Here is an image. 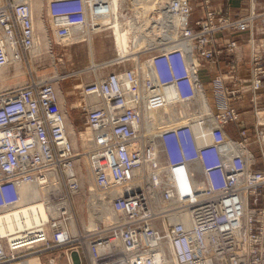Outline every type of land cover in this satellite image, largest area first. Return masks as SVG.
Listing matches in <instances>:
<instances>
[{
    "label": "built area",
    "instance_id": "2783aa9c",
    "mask_svg": "<svg viewBox=\"0 0 264 264\" xmlns=\"http://www.w3.org/2000/svg\"><path fill=\"white\" fill-rule=\"evenodd\" d=\"M18 1L4 0V4H0V69L12 65L3 37L11 43L13 61H22L36 43L31 7ZM202 1L211 8L210 0ZM170 2L171 13L179 18L180 37L163 42L172 37L174 30L167 20L164 25L154 21L158 28L154 36L158 42L144 44V50H148L144 53L150 56L149 71L125 69L123 78L112 73L101 84L80 90L83 99L93 96L102 100L97 109H89L91 105L85 101L83 104L85 129L95 135L92 139L99 150L93 168L94 188L105 195L113 212L123 216L119 223L105 227L102 223L96 236L121 244L111 258L115 264H168V260L173 264H264V210L258 209V204L264 201V171L255 170L256 159L250 152L249 166L245 168L244 158L250 143L247 131L241 130V143L234 141L230 146L235 152L240 148L247 153L229 154L226 150L229 143L225 127L239 121L235 110L219 119L212 117L217 124L211 129L206 145L192 146L195 136L190 121L183 123L185 125H168L170 127L158 137L168 177L167 188L158 187L157 176H152L147 185L159 196L163 194L160 198L169 203L165 207L174 205L175 201L179 203L189 216L191 230L184 222L171 223L169 214L174 211L167 208L165 229L157 232L158 229L152 227L157 220L155 211L135 191L134 173L142 166L138 148L141 144L140 140V145L137 144L136 135L142 110L158 111L168 107L165 98H169L170 92L174 100L170 107L191 104L196 94L202 92L201 65L215 64L213 50L219 36L215 35L223 31L246 33L249 25H254L255 14L252 13L239 22L227 18L219 22L222 16L213 8L208 14L212 24L198 23L202 32L197 34L191 25L188 0ZM86 4V0L51 2L49 16L57 22H70L57 29L59 38H71V29L78 20L84 22L80 23L82 30L87 27ZM136 22L141 28L143 24ZM132 28V34H138L141 39L138 28ZM169 47L171 52L165 51ZM184 47H191L194 59L186 73L180 60L173 57ZM228 48L235 50L237 44L234 42V47ZM255 73L253 90L259 92L262 75ZM220 106L226 110L223 102ZM61 112L54 87L39 84L34 79L21 88L0 94V216L33 212L34 206L26 204L28 206L24 207L20 203L19 189L24 185L37 186L46 192L44 204L55 211L46 221L22 230L11 239L0 235V264L26 263L47 252L60 250L64 242L73 237L67 232L74 221L69 199L81 192V185L74 168L76 154ZM195 169L201 178L194 173ZM113 195L116 196L113 198ZM244 199L250 202L247 210ZM24 221L23 217L21 222ZM244 253L259 254L260 258L254 255L244 261L237 259Z\"/></svg>",
    "mask_w": 264,
    "mask_h": 264
},
{
    "label": "rangeland",
    "instance_id": "374dc122",
    "mask_svg": "<svg viewBox=\"0 0 264 264\" xmlns=\"http://www.w3.org/2000/svg\"><path fill=\"white\" fill-rule=\"evenodd\" d=\"M52 1L53 0H26L25 1L31 7V10L33 12L34 25L36 29L35 31L36 40H38L36 45H38L39 47V52H34V53L31 52L30 54H26L22 61L16 62L12 64L11 66L6 67L4 69H0V94L4 92H10L15 89L21 88L27 84H30V82L33 81V79L36 80V82L39 84H50L54 87V89H56L58 93V98H59L58 99L59 107L61 108L62 106L63 110L66 112L65 115L67 118L66 122H67V128H68L67 134L74 147V154H76L75 168H76L79 180H80L81 192L75 196H70V199H69L70 205H71V208H70L71 213L73 217L77 219V226L74 227L70 224L71 226L67 230V232L73 237L71 239H67L64 242L66 243L65 246H62L60 250L56 249L55 251L47 252L44 256L32 258L27 261L38 259L40 260L41 264H69V260H70V264L71 263L77 264V262H80V264L82 263L83 264H110L111 262L110 260L104 262L108 257H106L105 260H104V257L103 258L100 257L101 260L95 261L94 257L93 256L91 257L90 250L88 249L89 242H92L93 240H97V239H102L103 236L97 237L96 235L98 234V232L101 231L100 229L102 228V226L103 227L108 226V224L110 223L102 224L103 222H99L98 224L99 226L96 228V231H95L97 233L94 234L96 237H94V235L92 237L90 236V240H86L84 238V236L85 237L87 236V232L85 228L86 227L89 228V224L91 223L90 222L91 221L90 205L92 204L91 202L93 199L91 196V189H90L91 183L88 181V178H86L88 176V171H87L88 169L86 166L87 164L86 150L87 149L83 147L82 139L79 138L81 134H86L89 132V131H86L85 129L86 111L84 108L85 105H83L84 103H81L83 98L80 96V93H81L80 90H82L83 87L85 88L86 86L96 83V77L98 76L97 73H96L97 75L96 77L94 74H91V76L88 77L89 76L88 73L90 72L92 65L101 66V70L99 71V76H100L99 79H103L107 77L109 74L115 73L119 70L128 69L127 64H129L128 61H130L128 59L131 58L133 54H134L133 56L134 58H136L135 55L137 57L139 55V57L136 59V61L138 60L137 62L145 63L146 60L148 61L150 56L146 55L145 53L138 52V55H137L136 54L137 52H135L132 54L133 49H135L136 47H139V45H137L138 43L135 44L136 46H133L132 40L134 37L139 36V35L138 34L133 35L130 30V27L132 28L133 26H135V28H138L136 23H134L136 18H138V22L143 24L141 28H138V31L141 33V35L144 32L148 33L147 34L148 38H146L147 43L146 42L144 43L148 44L150 42V44H152V42L157 41V38L154 35H156L155 32H157L158 30H153V27L156 26L155 25V22L157 20L156 14L159 12V8L161 7L162 10L163 9L166 10L165 3L164 2L162 3V1L160 0H152V1L145 0L144 2H141L140 5L138 6L142 8L139 11L140 13L139 15L136 11H134L135 5H137L139 2H137V0H124V2L127 4L128 7L127 9L122 8L117 11V14L120 17L124 16V18H123V21L120 19L121 21H118L116 23V26L118 27V29L121 27V32L125 40L124 49H125L126 54L121 57V53L117 51L118 49L115 45V39H114V36L112 35L113 33L112 30L104 31L98 34L97 36L91 37L92 38V40L90 39L91 42L89 39H84V40L82 39L78 41L79 42L78 43L76 41V38H75V42L74 41L71 42L72 39L74 38L72 37V34H71V38L69 39L59 38L57 36L59 33L57 29L61 27L60 26L61 21L57 22L54 19H52L49 16L50 12L48 11ZM86 1H87L86 13L87 15H90L89 14L90 8L94 7V3L90 2V0H86ZM109 1L110 0L108 1L106 0L107 3ZM111 1H114L121 8L120 6L121 0H111ZM170 1L171 0H167L166 2L170 4L171 3ZM194 1L200 4V11L204 13V17H200L196 20L193 19V7L191 5V0H188L189 6L191 7V17H190L191 25L193 26L197 34H200L202 32V27L198 26V23L202 24L201 22L206 21L208 25L212 24V21L210 20V18H208V14L210 13V9L212 10L213 8L216 11H218L220 16H222V19H220L219 22H221V20L225 18L229 20L237 21V22L241 21L242 19H246V17L241 18L240 16H236L234 18L226 16L223 10L221 13V11L216 9V6H215L216 3H214V0H210L211 8H207L202 0H194ZM160 2L162 3L161 5H160ZM219 4L217 3L216 5H219ZM254 13H255V19L253 21L254 24L256 25L258 23L259 25L263 26L264 25V0H261L259 7L257 6V9H255ZM141 16L144 17V20L141 18ZM133 17H136V18H133ZM152 17L153 18L155 17V18L153 19ZM147 20H148V23H147ZM156 23H158V21ZM112 27H113L112 25L109 26V28H112ZM172 30H174V34L172 35V38H173L172 40L178 39L180 37L179 32H177V30L175 29H172ZM232 34L233 32L231 31H226V32L223 31L222 34L218 33L217 35H215V36L224 35L226 38L218 36L217 44L214 46V48L216 49L213 50L215 53L214 63L217 66L216 68L215 67L211 68V66H208L207 72L211 75L214 74V78L210 82V85H211L210 92H207V89L205 88L206 86L201 80L200 71H199V81L202 85L201 94L204 96L205 100L200 102L202 104H198L197 102L193 104L191 103V104H185V105L179 104L178 108L182 110H186L187 108L189 107L192 108L193 106L194 108L193 113L199 115L201 114L200 109L208 105L209 108H211L212 110L211 117H215L216 119L223 117V115L228 116L231 110H235V112H237V115L239 116V121L237 123H230L229 125L237 126V125H241L240 122H242V128L237 129V134L241 138L240 136L241 130L247 131V134L250 133L251 131V127L247 125L244 119L245 112H248L249 111L248 109L249 108L251 109L252 105L256 106L258 104L256 101V96L257 95L259 96V94L258 92H254L253 90L254 74H257L255 72H258V74L262 75L261 79H262V85H263L264 38L257 40L256 48L255 47L252 48L249 46L250 51H251L249 54L250 56L249 58H251L250 63L248 65L246 63L243 66H240L237 63V59H236V56H237L236 54H237L240 43H238V41L235 40L233 36L234 34L233 35ZM234 42L237 44V48L235 50L234 48H231V49L228 48V47H234ZM144 43H143V47H144ZM89 46L91 47V49ZM33 50L34 48L31 51ZM218 62L219 64H217ZM206 63L212 64L210 62H206ZM203 65H201V68L203 67ZM129 66H130L129 69H134L136 71L135 66H131V65ZM73 73H79V74L73 75ZM232 76L234 77L231 78ZM57 77H61L62 80L57 81L56 79ZM223 81L225 82L224 86H223ZM221 102H223L226 105V110L222 106H220ZM247 103H249L251 106H249ZM160 111H158L157 113L158 115H160V117H156L157 114L155 115V112L151 113L152 115L154 114L152 118L154 119V124L156 125L154 133H156L155 135L157 137L160 136V134L162 133L164 129H167L170 126H179L180 123H182V122H177L175 119V116H174L173 121L170 120V118H166V116L168 117L173 112L171 110V107H164L160 109ZM180 114L182 115L183 113L181 112ZM215 118H213V120H210L208 118L207 119L203 118V120L201 119L200 122L206 121L207 122L206 126L210 130V128L212 129L216 125ZM254 118L256 120H255V124L253 128L254 130L253 136L255 140V143L253 144L254 146H257L258 151L256 153L260 157L257 159L255 157V153L251 152L250 139H248L250 143L247 148L249 149L248 152H250L253 155V157L256 159L255 170L264 171V114L262 112L261 113L259 112V115H256L254 113L252 121H254ZM204 131L208 134V136L206 135V139L204 141L193 142L192 146L206 145L208 141H210L209 137H210L211 132L209 134V131L207 129H204ZM228 138L230 137L228 136ZM158 141H159V138H158ZM230 141H231V144H230L231 146L234 141L237 143L238 142L241 143L243 139L233 140L230 138ZM230 146H228L227 148L229 149L228 150L229 153H232L234 151L233 149L230 148ZM158 150L161 151V148H159ZM229 161L230 160L228 159L227 162ZM259 165H262V168H258ZM163 169L164 168L161 167L160 170H163ZM82 173L86 175L84 176V179L82 178L83 177ZM93 185H94V181H93ZM149 186L150 185L148 184L147 188ZM263 195L264 193L262 192V196ZM152 196L155 197V201L153 202V204H154V207L157 208V211H156L157 213L155 212L157 214L156 217H160L163 214L166 215L165 213L168 212L167 208H169V210L175 209V208H177L176 210L182 209V207H180L177 201L174 202V205H168L167 207H165V205L169 203L164 202L163 204L159 194L154 193L152 194ZM31 207H33L32 204H31ZM171 207H174V208H171ZM252 208L255 209L254 206ZM258 209L264 210V201H261V203L258 204ZM161 211H163L164 213H160ZM172 214L169 215L170 220H171ZM170 222L173 223V222H178V221L171 220ZM157 225L159 226L160 224H157ZM97 243H100V241ZM109 256H113V255H109Z\"/></svg>",
    "mask_w": 264,
    "mask_h": 264
},
{
    "label": "bare ground",
    "instance_id": "6f19581e",
    "mask_svg": "<svg viewBox=\"0 0 264 264\" xmlns=\"http://www.w3.org/2000/svg\"><path fill=\"white\" fill-rule=\"evenodd\" d=\"M21 1L25 2L26 0H20L17 3L21 2ZM144 1L145 0H137V2H139V3L137 5H135V7H134V11H136L139 15H140L139 11L142 8L138 7V6L140 5L141 2H144ZM149 1H152V0H149ZM160 1H162V3L163 2L165 3V7H166L165 9L166 10L163 9V12H161L160 11L161 7L159 8V12L157 13L159 15V17H156L158 19V22H161L160 24L164 25V24H166L165 20H167L169 22V24H171V28L177 30V27L179 26V23H180L179 18L175 17L171 13L170 8L168 6V2H166L167 0H160ZM29 2H31V1H29ZM90 2L94 3V7L90 8V13H89L90 15H87V13H86L87 17L84 18L85 23H87V27L82 30L80 28L81 27L80 23H84V22H82L81 20H78L77 21L78 23L75 24V27L73 29H71L72 30V37H74L73 38L74 40L72 39L71 42H73V41L75 42V38H76L77 42L82 40V39L83 40L84 39H89V40L91 39L92 40L91 37L97 36L101 32L112 30V32H113L112 35L114 36V39H115V45L118 49L117 51L121 53V57L124 56L126 54L125 49H124L125 40H124V36L121 32V27L118 29V27L116 26V23L118 21H121V20L123 21V18H124V16L120 17L117 14V11L119 9H122V8L127 9V7H128L127 4L124 2V0H121V3H120L121 8H120L114 1H111V0L108 3L106 2V0H90ZM162 3L160 2V5ZM0 4L3 5L4 0H0ZM95 5H97V6H95ZM31 12H32V10H31ZM88 17H89V19H88ZM163 17H164V20H163ZM133 18H136V17H133ZM141 18L144 20V17L141 16ZM88 20H89V22H88ZM64 21H66V20H64ZM136 21H138V18H136L134 23H137ZM32 22H33L34 31H36L35 25H34L33 12H32ZM69 23L70 22H63V23L60 22V26L64 25V27H65ZM147 23H148V20H147ZM110 25H112L113 27L109 28ZM249 26L250 27H249L248 31L254 29V26L252 24H250ZM130 30H132L131 27H130ZM153 30H158V28L156 26H154ZM144 33H142L141 39L139 38V36H136L133 38V40H132L133 46H136L135 44L138 43L137 45H139V47H136L135 49H133L132 54L137 52L136 54L138 55V52L144 53V52L148 51V50H146V51L144 50L145 47H143V43H141V42L147 43L146 38H148L147 37L148 33L147 32L145 34ZM172 39L173 38L170 37L169 39H164L163 42L164 41L167 42V41L172 40ZM3 40H4L5 45L8 47L7 51H8V54L10 55L11 63L14 64L16 62H19V61H13V58H12L13 50H12V48H10L11 43L8 42L6 40V38H4V37H3ZM91 40H90V42H91ZM37 41L38 40L35 41L36 43L34 46V50L32 51L33 53L39 52V47H38V45H36ZM160 41L162 42V40H160ZM154 42H158V41H154ZM90 46H92V45H90ZM90 49H91V47H90ZM165 51L171 52V48L170 47L166 48ZM146 53H148V52H146ZM133 56H134V54H133ZM133 56H131V58L128 59V60H130V61H128L129 65L135 66L136 71H137V69L143 70V71H149V66H150L149 63L150 62H147V60H146L147 63L146 62L145 63L137 62L138 60L136 61V59L139 57V55H138V57L135 55L136 58H134ZM173 57H176L180 60V64L182 65L183 70H185V73H186V69L188 67L192 68L191 67V65H192L191 61L194 62V59L192 57L191 47H184L182 52H178L176 55H173ZM113 62H115V61H113ZM100 70H101V66L92 65L90 72L88 73L89 74L88 77H90L91 74H94L96 77L97 76L96 73L98 74V76L96 77V84L97 85L101 84V82L104 81V79L106 78L105 77L103 79H99L100 78V76H99ZM83 71H85V70H83ZM79 73H73V75H77ZM115 73L118 77L123 78V74L125 72L123 70H119ZM1 74H2V72H1ZM56 79H57V81L62 80L61 77H57ZM55 93H56V96L58 98V93H57L56 89H55ZM201 93L202 92H199L196 94L195 100L192 102V104L196 103V102L198 104H202L200 102L204 101L205 99ZM172 97H173V94L170 92L169 98H165V103L168 105V107H170V105H172V102L174 101L172 99ZM169 100H171V101H169ZM84 101L86 104L91 105L89 109H97L98 107L101 106V103H102L101 99H99L98 97H93V96L84 97V99L81 101V103H84ZM178 105L177 106L176 105L171 106V110L173 112L168 117L166 116V118H170V120L173 121L174 116H175V119L177 122H182V123H180V125H185L183 123L188 122V121L192 122L193 123L192 132L194 133V136H195V138L192 139V140H194L193 142L204 141L206 139V135H207V133L204 131V129H207L209 131V134H210L211 128H210V130L207 128V126H206L207 122L206 121H204V122L203 121L200 122V121H201V119L203 120V118H206V119L208 118L210 120H213V118L211 117L212 116L211 115V112H212L211 108H209V106L206 105L205 107H202L200 109L201 114L197 115V114L193 113V111H194L193 106H192V108L189 107L186 110H182V109L178 108ZM158 111H160V109H158ZM158 111H147L145 108L142 110L141 124L137 128V134H136V135H138L137 144H139V140H140V144H141V146L138 148H140L141 154H142V166L140 168H138L134 173V176H136V179H137L136 184H135L136 193L139 195H142L143 200L148 204V207H150L155 212L157 211V208L154 207L153 202L155 201V197H153L152 194H154V193L156 194V191H154V189L152 188L151 185L147 188V182L152 180V176L153 177L157 176L156 182L158 184V187L167 188L166 184L168 181L167 173L165 172V170L164 169L160 170L161 167L165 168V164H164V160H163V156H162L163 151L161 152L158 150L160 148V146H159L158 137L155 135L156 133H154V130L156 127V125L154 124V119L152 118L154 116V114L153 115L151 114V113L155 112V115H156L158 113ZM181 112L183 113L182 115L180 114ZM61 113L63 114L65 122H66V119H67L66 115L63 112H61ZM156 117H160V115L157 114ZM162 118H164V117H162ZM177 118H179V119H177ZM166 120H168V119H166ZM66 125H67V122H66ZM67 131H68V128H67ZM225 134H227V133L225 132ZM93 137H95V135H93L91 130H89V132L86 134H81V136L79 137L80 139H82L83 147L85 149H87L86 150V152H87V160H86L87 164H86V166L88 169L87 170L88 176L86 178H88V181L91 183L90 189H91V196L93 199L91 202L92 204L90 205V219H91L90 222L91 223L89 224V228L88 227L85 228L86 232H87V236L86 237L84 236V238L86 240H90V236L92 237L95 234L96 228L99 226L98 225L99 222L119 223L121 218H123L122 215H119V214L113 212L109 208V203H108L107 199L106 200L104 199L105 195L103 193H97L96 188H94V185H93V174H94L93 168L96 167V165H95L96 164V160H95L96 155L95 154L98 155L99 150L95 146V142L92 139ZM227 137H228V135H227ZM68 138H69V136H68ZM226 140H228V143H229L228 146H230V144H231L230 138H227ZM160 143H161V141H160ZM71 146H72V149L74 152V147L72 145V142H71ZM226 150L229 153V151H228L229 149L227 148ZM236 150H238V151L235 152V149H233L234 152L229 153V154L234 153V154L243 155L244 153H247V152H245V150H242L240 148H236ZM250 157H251V155L248 152V154H246V157L244 158L245 168H247L249 166V158ZM165 161L167 164L166 158H165ZM158 168H160V169H158ZM190 170L192 171L193 169H190ZM194 173L199 178H201V174L199 173V171L197 169L194 170ZM82 174H83L82 178L84 179V176H86V175L84 173H82ZM200 189H202V188H200ZM19 192L21 193V200H20L21 205L26 207V206H28L26 204H32L34 206V208H32L33 212L32 211H25V212H23L22 215L8 214V215L0 216V235L7 236L10 239L12 238L11 236L21 232L22 230L33 228L34 226L39 225L40 222L46 221L48 219V217L50 216V214L54 211L53 208L50 209L47 205L44 204V200L46 199L47 193L40 191V188H38L37 186L34 187V186H25L24 185V186L20 187ZM115 196L116 195H113L112 197L114 198ZM160 196L162 197L163 194L162 195L160 194ZM161 200H162V203L164 204V201L162 198H161ZM42 201H43V203H42ZM249 204H250V202L247 203V201L244 199V208L246 210H247V208H248L247 206H249ZM51 207H55V206H51ZM171 211L172 212L174 211L173 214L172 213L169 214V215L172 214V216H171L172 221L175 220V221L184 222L185 225L188 227V229L191 230L190 229L189 216L185 211H183L182 209H178L176 211H175V209H171ZM9 212L10 211H8V213ZM54 213H55V211H54ZM160 213H164V212L161 211ZM23 217H24L25 221L21 222ZM156 219L157 220L154 221L155 223L153 222L154 225L152 227H156L158 229L156 231L161 232L165 229V226H166V224L164 222L165 215L163 214L160 217H156ZM239 222L241 224L242 220H240ZM157 224H160V225L158 226ZM71 225L74 227L77 226V219L75 217H74V221L71 223ZM191 225H192V223H191ZM99 241H100V243H97ZM88 247H89L88 249L90 250L91 257L93 256L95 261L101 260L100 257H102V258L104 257V260L106 259V257H108L104 262L110 260L111 261L110 264H115V261H112L111 257H113L117 254V251L121 247V244L118 241H113L110 243L109 241H107V237L103 236L102 239H97V240H93L92 242H89ZM249 249H250V247H247L246 251H249ZM252 254L253 253H251V254L250 253H244L242 255L237 256V259H241L244 261L245 259L253 258L254 255H256L257 257L260 258L259 254H254V255H252ZM109 255H113V256H109ZM167 260L168 259H166V261ZM158 261H160V259H158ZM158 263L162 264L161 262H158ZM167 263L173 264L170 260H168ZM23 264H41V263H40V260L34 259V260L28 261V262L23 263ZM244 264H250V262H244Z\"/></svg>",
    "mask_w": 264,
    "mask_h": 264
},
{
    "label": "crops",
    "instance_id": "0c3cea01",
    "mask_svg": "<svg viewBox=\"0 0 264 264\" xmlns=\"http://www.w3.org/2000/svg\"><path fill=\"white\" fill-rule=\"evenodd\" d=\"M220 2V4H219ZM257 2V3H256ZM259 2V3H258ZM261 0H214V3H218L219 5H216V9L221 11H224V13L226 14V16L228 17H236V16H240L241 18L243 17H247L249 16L251 13L255 14L254 11L255 9H257V6L259 7ZM191 5L193 7V19H198L200 17H204V13H202V11H200V4L197 3L194 0H191ZM254 26V29L249 30L246 33H241V34H237L234 33V38L236 41H238L239 44V48L237 51V63L240 66H243L244 64L247 63V65L250 63V59L249 58V54H250V47L252 48H256L257 47V40L264 38V25L261 26L258 23ZM236 34V35H235ZM219 37H224L226 38L224 35H220ZM250 43V44H249ZM250 46V47H249ZM251 48V50H252ZM219 64V62L217 63ZM128 69L130 68L129 64H127ZM208 66H211V68L215 67L216 68V64H209V63H205L203 65V67L200 70V76H201V80L202 82L205 84V88L207 89V92L211 91V85L210 82L213 80L214 78V74H209L207 72L208 70ZM125 70V69H124ZM259 96H256V101H257V105L254 106L252 105L251 109L249 108L248 112H245V121L247 123V125L249 127H251V131L249 134V139L251 141V146H250V150L251 152L255 153V157L258 159L260 156L256 153L258 151L257 146H254L253 143H255L254 140V124H255V118L254 121H252L254 113L256 114V111H259L260 113L262 112L264 114V78H263V85L262 88L260 89V91L258 92ZM249 106H251L249 103H247ZM78 107V106H77ZM79 109V108H77ZM255 109V110H253ZM60 110L66 114V112L63 110L62 106L60 108ZM255 111V112H254ZM79 113V112H77ZM250 124H249V123ZM241 125H228L226 127V132L228 133V136L233 139V140H241V138L238 136L237 134V129L238 128H242V122H240ZM254 141V142H253ZM259 164V162H258ZM258 168H262V165H259ZM77 264H80V262H77ZM83 264V263H82Z\"/></svg>",
    "mask_w": 264,
    "mask_h": 264
}]
</instances>
